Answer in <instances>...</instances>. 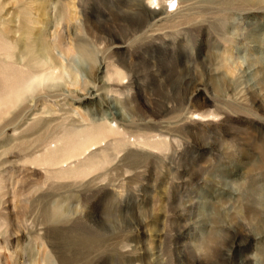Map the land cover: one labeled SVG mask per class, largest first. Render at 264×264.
Instances as JSON below:
<instances>
[{
    "label": "rangeland",
    "instance_id": "374dc122",
    "mask_svg": "<svg viewBox=\"0 0 264 264\" xmlns=\"http://www.w3.org/2000/svg\"><path fill=\"white\" fill-rule=\"evenodd\" d=\"M4 2L0 24L61 18L71 53L61 97L0 130V264H264V0Z\"/></svg>",
    "mask_w": 264,
    "mask_h": 264
},
{
    "label": "bare ground",
    "instance_id": "6f19581e",
    "mask_svg": "<svg viewBox=\"0 0 264 264\" xmlns=\"http://www.w3.org/2000/svg\"><path fill=\"white\" fill-rule=\"evenodd\" d=\"M149 2L152 5L156 0H149ZM10 4L4 2L0 6V10ZM36 10L38 18L33 24L35 26L40 24L42 27L48 26V23L42 21L46 16L45 4L39 2ZM147 10L154 15L157 14L155 9L147 8ZM165 12L167 11L165 10ZM60 26H62L61 18L54 27H51V30L43 28L35 31L24 26L22 30L17 19L0 24V130L7 128L8 117L14 120L27 111V107L24 106L27 100L30 99L31 103L36 104L61 97L59 91H44L49 83L60 81L64 73V66L61 61L58 62L54 51L58 50L66 56L71 53V48L64 44V40L59 35ZM31 44L30 51L28 46ZM77 52L82 51L78 49ZM65 85L77 88L79 83L76 77H71L70 83ZM38 91L43 94L34 97ZM78 91L81 92L80 97L75 96V98L85 100L91 96L94 88L79 89ZM105 131L107 130L103 126L95 124L85 134L77 132L75 137H79V140L76 143L70 142V134L64 132V135L60 136L56 142L65 141L66 144L57 155L52 154L51 148H48L47 140L43 139L41 145L44 154L35 164L58 166L71 160H77L107 138Z\"/></svg>",
    "mask_w": 264,
    "mask_h": 264
},
{
    "label": "snow or ice",
    "instance_id": "6c2138e0",
    "mask_svg": "<svg viewBox=\"0 0 264 264\" xmlns=\"http://www.w3.org/2000/svg\"><path fill=\"white\" fill-rule=\"evenodd\" d=\"M261 150L264 151V144L261 145Z\"/></svg>",
    "mask_w": 264,
    "mask_h": 264
}]
</instances>
